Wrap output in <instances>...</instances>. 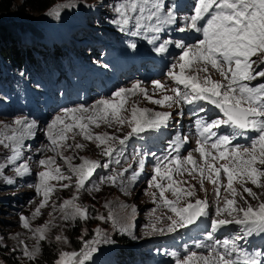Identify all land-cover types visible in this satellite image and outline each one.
<instances>
[{
  "label": "rangeland",
  "instance_id": "obj_1",
  "mask_svg": "<svg viewBox=\"0 0 264 264\" xmlns=\"http://www.w3.org/2000/svg\"><path fill=\"white\" fill-rule=\"evenodd\" d=\"M17 1L22 2V0ZM169 1H167V4ZM120 2L121 0H55L49 8L43 11L28 10L21 14L13 8L0 14V42L4 41L8 44L13 41L25 48V46L34 47L35 44L43 45L47 41L51 43V39H55L66 50L69 51L68 47L72 46L78 55L81 54V57H77L69 53V59L65 64L57 63L53 69L42 68L40 71L37 70L35 71L36 76L20 70L19 73L23 77L21 78L22 86L11 90L10 94L7 95H3L0 91V130H3L0 132V140L11 134V128L18 127L13 123L15 119L23 118L27 122H35L32 129L33 135L24 138L22 155L18 160L9 164L7 157L12 154L11 148L0 145V246L7 257L15 264H30L28 258L23 256L21 241L27 244L29 250H32L33 246L38 247L39 252L41 244L49 242L54 249L52 264H55L60 251H78L82 247L78 238L84 233L85 229H87L85 239H92L94 230L99 228L106 233L107 238L111 241L110 243H101L98 246L99 251L86 264H175V258L170 253H179L181 257L188 250H196L207 254L205 249H196L195 243L197 241L213 242L205 239L209 224L208 218H201L197 226H189L188 228L178 229L175 233H168L167 225L170 222L167 217L173 215V218H175L174 214L163 205L158 196L159 190L149 187L148 183L154 174V167L158 159H162L169 154L172 156L178 154L185 157L191 152V147H189L184 149V153L181 155L180 151L184 147V143L180 141H177L181 145L179 152L177 153L174 148L172 149L173 139H176L177 136L171 135V129L174 130L175 126L178 125L176 132L179 133L181 138H188V136L193 135L192 127L189 128L188 132L186 129V123L190 120L188 111L197 112L198 108L203 106L208 111L198 113L199 116L207 120L215 118L217 115L222 116L218 110L217 112L214 111L206 102L198 104L196 102L189 105L186 110V104L184 103L179 104V106L173 104L171 107L154 104L139 91L136 92V95L128 97L125 105L127 109L124 113L125 116L131 115V108L134 105L139 108H148L152 112L167 111L172 113L167 124L157 129L152 141L149 143L153 146L148 148L147 151L153 157L144 159L142 169L139 164V155L130 154L131 149L127 146L129 141L136 136L153 134L154 129L146 130L139 135H133L123 146L120 145V152L112 157L104 155L106 145L97 146L99 141L95 138L88 141L79 133L78 129L74 130L73 133H69V136L74 135L75 139H69L67 144H72V142L81 138L85 140L83 147L74 150L76 153L73 151V147L65 146L61 150L63 156L68 157L72 165L82 164L84 160L81 158L98 161L100 164H108V167H98L89 181H86L85 187L79 191L76 188L78 177L71 172L68 163L65 162L59 151L52 150L51 144H45L47 143L45 137L47 136L48 124L57 114H61V110L64 108H73L80 104L91 106L101 98L116 99L112 97L113 92L120 88H132L137 82L155 99H159L163 92L149 87V84H153L154 80H158L166 86L168 95L174 94L171 89L176 87V84L167 75L170 68L164 63L165 57L155 58L141 49L142 46L147 51L156 52V45L147 42L148 39L147 36L145 39L143 29L140 30L139 35L133 36L131 32L136 31L134 20L123 26L124 30H121L120 25L111 22L114 18H118L114 6ZM56 5L70 6L61 7L58 16L48 15L49 11L55 8ZM177 13L176 11V15ZM181 14L184 17L190 12L181 8ZM132 15L135 16L138 13ZM181 24L183 25V23ZM175 28H177V25H175ZM162 31L158 34V42L165 36L167 37L168 34L170 36L172 33L178 32L177 29L171 30L169 25L164 26ZM192 33L190 32V34ZM137 42H140L141 46L136 44ZM133 43L136 45L135 48L131 47ZM173 50V55L180 52V49L175 46ZM168 56L170 55L167 54L166 61ZM49 58L52 60L51 56ZM136 58H139L141 64L145 63L144 66L138 65ZM0 60L3 61L4 59L0 56ZM169 62L173 64L175 60L169 59ZM42 67H46V65L43 64ZM2 68L4 75L11 78L13 69L10 63L7 62V65L2 64ZM32 68L37 69L35 65ZM155 68L160 72L155 73ZM178 70L177 68L176 71ZM210 72L213 79H221L218 74ZM200 75L203 77L204 73H200ZM91 102L93 103L90 105ZM181 112L183 113L182 116L179 115ZM6 124L11 125V128L4 129ZM170 127L172 128L170 129ZM91 129L93 131L91 134L102 135L103 130L106 129L107 135L119 138L131 131L127 123L120 125L115 122H112L111 125L100 123L99 127L93 124L89 126V132ZM230 131L231 129L227 125L218 130V132H224L225 134H229ZM255 135L256 133L249 132L244 136L237 137L232 141L236 143L233 146L238 144H243L244 147L249 146ZM189 139H191L192 145L196 146V140L190 137ZM5 143L10 144L11 142L5 141ZM40 143H44V146L40 147ZM109 144L116 148L119 142L118 140L109 141ZM133 148L136 149L134 145ZM38 149L39 151H37ZM192 155L198 162L202 163L200 156ZM48 157L53 158L55 161L52 167L59 165L63 175L71 176V179L50 181L55 186V190L50 193L47 206L41 209L39 215L33 216L35 209L43 199L42 192L38 193L35 188L36 184L39 183L37 174L44 170V167L39 164V160ZM117 161L119 162L117 163ZM148 161L150 163H147ZM25 162L29 165L30 171L27 174L17 175L16 168ZM185 166L188 167V165ZM134 172L138 173L135 177L133 176ZM117 174L121 175L117 176L115 184L109 183L105 179L108 176ZM174 178L196 185L193 201L195 199H206L210 205V215L214 214L216 205L214 185L205 180L202 189L199 176L197 175L193 179L187 173L177 174ZM223 179L226 184V178ZM8 180L13 182L8 183ZM162 182L166 183V181ZM63 183L69 184V187H60ZM235 186L242 192L239 184ZM247 186L259 195L260 201H264V188H259L251 183ZM154 191L157 192L155 201L151 195ZM165 195L170 200L174 199L170 191L166 192ZM74 196L78 197L75 202L87 210V219L65 220L63 218L64 213L61 211L60 205L64 200L71 199ZM225 196H228V193L222 190L221 205ZM243 196L253 206L259 202L252 199L247 193H243ZM229 198L231 197L229 196ZM236 199L240 206H245L243 199L239 196ZM183 203L184 201H181V205ZM133 209L135 210L133 211ZM109 213L115 219V225L110 219H98L99 216L107 217ZM22 215L27 218L30 228L23 227L20 220ZM151 223H156L159 228H163L164 233L148 235L147 232L150 229L146 226ZM45 224H48L49 227L45 232V239L41 241L38 240L32 230ZM121 227H126L127 231H121ZM239 232V226L229 225L216 231L214 238L223 240L231 238ZM57 236L66 237L67 242H64L63 239L56 240ZM241 245L249 250H259L264 248V236L254 235L248 238L246 245L243 242H241ZM14 249L15 251H13ZM123 249L126 250V254L132 252L128 262L122 254L124 253ZM39 252L36 257H38ZM0 264H10L2 257L1 252Z\"/></svg>",
  "mask_w": 264,
  "mask_h": 264
},
{
  "label": "snow or ice",
  "instance_id": "obj_2",
  "mask_svg": "<svg viewBox=\"0 0 264 264\" xmlns=\"http://www.w3.org/2000/svg\"><path fill=\"white\" fill-rule=\"evenodd\" d=\"M67 6L70 5H56L48 15L58 16L59 9ZM177 10L178 5L169 6L165 0H121L114 6L118 18H114L111 22L120 25L121 30H124L123 26L134 20L136 31L131 32V35H139L140 30L143 29L145 32L156 34L150 40L155 42L159 39L158 34L164 26L177 23ZM136 13L138 15H132ZM153 19L155 23H142L153 21ZM177 31L195 32L202 38H197L191 44L184 40L167 39L155 48L157 53L167 51L170 44L180 49L177 61L171 65L167 73L176 84V87L171 89L174 95H168L166 86L157 80L153 81V85L163 94L159 99H155L137 82L132 88H120L113 92L112 97L116 99L101 98L91 106L80 104L73 108L62 109L61 114H57L48 124L47 139L50 141L52 150L60 152L71 172L78 177L76 188L79 191L85 187L86 181H89L98 167H108V164L81 158L84 160L82 164L72 165L70 159L64 157L61 151L65 146L72 147L67 144V141L74 140L75 136L70 137L69 133L78 129L85 139L95 138L99 141L97 146L106 145L104 155L112 157L117 149L113 148L109 141L118 140L123 146L133 135L166 125L171 118L170 112H152L148 108H139L135 105L131 108V115L125 116L128 97L136 95L137 91L157 105L171 107L173 104L192 105L203 101L213 106L222 116L217 115L210 120L203 119L198 115L208 111L203 106L193 113L196 117L194 125L198 136L194 151L199 153L202 163L198 162L191 152L185 157L178 154L166 155L157 160L154 174L148 182L149 187L159 190L158 196L163 205L174 214L175 218L173 215L167 217L170 222L167 225L168 233H175L178 229L189 226H197L201 218L209 220L205 239L213 242L197 241L195 243L196 249H205L207 254L188 250L182 257L176 252L170 255L175 258V264H264V248L249 250L241 245V242L246 245L248 238L254 235L264 236V201H260L259 195L247 186L251 183L264 188V82H259L264 81V0H193L190 14L183 17V26ZM131 47L135 48L136 45L133 43ZM177 68L178 71H176ZM210 69L218 73L221 79H213ZM200 73H204L203 77ZM179 115L182 116L183 113ZM112 122L120 125L127 123L131 131L122 138L89 132L90 125L99 127L100 123L111 125ZM13 123L18 127L11 128V125H4V129L11 128V134L0 140V145L11 148L12 154L7 157L9 164L20 158L24 138L33 135L32 129L35 126V122L30 123L23 118H17ZM225 125L231 129L230 133L218 134V130ZM249 132L256 133L249 146H233V140ZM187 140V137L181 138L177 133V141L186 143ZM5 141L11 143L6 144ZM75 147L81 148L83 145L75 144ZM179 147V143L174 142V150L177 153ZM39 164L44 167V170L37 174L39 183L35 188L38 193L42 192L43 199L33 216L39 215L41 209L47 206L50 193L55 190V186L50 181L71 179V176L63 175L59 165L52 167L55 161L51 157L40 159ZM139 164L142 169L144 160L140 159ZM185 165H191V167ZM15 171L17 175L27 174L30 171L29 165L25 162ZM184 173L193 179L198 175L202 189L205 180L215 186L214 214L210 215V205L206 199L193 201L196 185L174 178L175 175ZM118 175L121 174L111 175L105 179L115 184ZM136 175L138 173L134 172L133 176ZM223 178H226V184ZM12 182L8 180V183ZM236 184L240 185L242 192L235 186ZM60 187L68 188L69 184L63 183ZM222 190L228 193V196L223 197L221 205ZM169 191L174 196L172 200L165 195ZM243 193L258 200V204L255 206L249 204ZM151 195L155 201L157 192L154 191ZM237 196L244 200L245 206L238 204ZM77 198L74 196L66 199L60 205L65 220L88 218L87 210L75 202ZM181 201H184L182 205ZM98 219H110L114 225L116 224L111 213L107 217L99 216ZM20 220L24 228H30L26 217L22 215ZM229 225L239 226L240 232L223 240L214 238L216 231ZM48 227L49 225L45 224L32 231L38 240L42 241L45 239ZM146 227L150 229L147 232L148 235L163 234L165 231L156 223ZM120 230L127 231V228L121 227ZM86 233L87 229L78 238L82 247L78 251H60L55 264H86L99 251L98 246L101 243L111 242L106 233L99 228L94 230L90 240L85 239ZM62 239L67 242L66 237H56L58 241ZM20 244L23 245V256L29 261L35 260L39 248L33 246L32 250H29L25 242L21 241Z\"/></svg>",
  "mask_w": 264,
  "mask_h": 264
},
{
  "label": "trees",
  "instance_id": "obj_3",
  "mask_svg": "<svg viewBox=\"0 0 264 264\" xmlns=\"http://www.w3.org/2000/svg\"><path fill=\"white\" fill-rule=\"evenodd\" d=\"M55 0H22L19 3L17 0H0V14L4 12H8L11 9L15 8L18 13H25L28 10H36V11H43L49 8ZM66 51L61 49L56 44L52 45V55L54 58H57V62L61 63V58L65 55ZM49 48L47 44L44 45H37L35 44L34 47H22L16 42L5 43L4 41L0 42V56L3 61L0 60V90L4 93L10 88H14L15 86L21 85L22 80L18 75L20 70L26 72L28 74L35 75V71L41 69V62L47 65V68L52 67V61L49 58ZM7 62L10 63L11 68L13 69V80L7 79V75H4L2 70V64L7 65ZM35 65L37 69L35 70L32 66ZM42 65V64H41ZM126 249V248H125ZM123 249L124 259L128 262V258L132 254H126V250ZM0 252L2 253V257L10 262V264H15L12 262L5 252H3L0 246ZM54 249L49 242H43L41 244V250L38 254V257L34 261H30V264H52L54 258Z\"/></svg>",
  "mask_w": 264,
  "mask_h": 264
},
{
  "label": "bare ground",
  "instance_id": "obj_4",
  "mask_svg": "<svg viewBox=\"0 0 264 264\" xmlns=\"http://www.w3.org/2000/svg\"><path fill=\"white\" fill-rule=\"evenodd\" d=\"M167 1L168 0H165V3L167 4ZM183 2L182 3H180V4H178V9L179 8H185L186 6H187V4L185 3V1H188V0H182ZM177 18H178V13H177ZM177 22H178V20H177ZM142 23H155V20L153 19V21H143ZM177 25V28H179V27H181V26H183L182 24L181 25H179V24H176ZM169 27H173V26H171V25H169ZM143 32H144V34H145V36L144 35H142V36H144L145 37V39H146V36H147V42H149L150 43V40H151V37L154 35V33H151V32H145L144 30H143ZM163 32V31H162ZM171 33V32H170ZM161 34H163V33H161ZM176 35H178V36H180L181 35V32H179L178 34H176ZM163 37V36H162ZM142 38V37H141ZM140 38V39H141ZM196 38H202L201 36H200V34H197V33H195V32H193L191 35H189V36H186V37H184L183 38V40L186 42V43H190L191 44V42H195V40H196ZM167 39H171V40H173V41H175V39H174V35L173 34H171L170 36H169V34H168V36L166 37H164L163 39H161V40H167ZM143 40V39H142ZM140 43V42H139ZM153 45H156V47H158L157 45H158V41H155V42H151ZM170 47H172V46H168V49H170ZM168 49H167V51H168ZM179 55H180V52H178L176 55H170V56H168V60H167V62H168V64H169V66H170V68H171V63L169 62V59H173V60H175V62L177 61V59H178V57H179ZM165 56H167V54H165ZM210 71H212V72H214V73H216L215 71H213V70H211L210 69ZM216 74H218V73H216ZM219 75V74H218ZM155 81V80H154ZM149 87L150 88H152V89H155V86L153 85V84H149ZM181 88H182V86H181ZM174 95V94H173ZM84 102V101H83ZM93 102H95V101H93ZM93 102H91L90 103V105L93 103ZM95 104V103H94ZM88 105V104H87ZM93 105V104H92ZM174 105H176V104H174ZM89 106V105H88ZM179 106V105H178ZM175 107V106H174ZM174 110V109H173ZM107 127V126H106ZM46 129V128H45ZM38 131V130H37ZM106 129L105 130H103V132H102V135H104V134H107L106 133ZM90 133H93V131H92V129H91V131H90ZM37 134V133H36ZM151 135V134H150ZM220 135H222V134H220ZM46 138V141H47V143H45L46 145H50V141L47 139V136L45 137ZM197 140V139H196ZM89 141V140H88ZM44 143H40V147L43 145ZM71 144V143H70ZM75 144H81V145H84L85 144V140L84 139H77L76 141H74V142H72V149H73V151L74 150H77V149H79V148H76L75 147ZM44 146V145H43ZM42 146V147H43ZM181 146V145H180ZM189 147H191L190 148V151H191V153L192 154H194L195 156H199V153H197V152H195L194 151V149L196 148V146H194V145H192V143H191V139H189V140H187V142L186 143H184V147L182 148V150L180 151V154L182 155L184 152H183V150L184 149H186V148H189ZM93 149V148H92ZM115 149H117V151L115 152V156L120 152V144H118L117 145V147L115 148ZM81 150V149H80ZM85 150V149H84ZM129 150V149H128ZM75 152V151H74ZM76 153V152H75ZM186 153V152H185ZM123 155V154H122ZM130 155V154H129ZM121 160V159H120ZM144 166V165H143ZM121 167V166H120ZM188 167H190V165H188ZM117 168V167H116ZM115 170V169H114ZM129 170V169H128ZM128 179V178H127ZM126 179V180H127ZM124 182V181H123Z\"/></svg>",
  "mask_w": 264,
  "mask_h": 264
}]
</instances>
